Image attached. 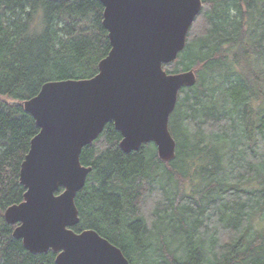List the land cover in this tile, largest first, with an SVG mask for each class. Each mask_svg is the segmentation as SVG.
Listing matches in <instances>:
<instances>
[{
    "label": "trees",
    "instance_id": "1",
    "mask_svg": "<svg viewBox=\"0 0 264 264\" xmlns=\"http://www.w3.org/2000/svg\"><path fill=\"white\" fill-rule=\"evenodd\" d=\"M102 19L98 0H0V264H55L12 239L3 218L23 200L20 165L38 133L22 102L46 82L97 74L110 50ZM191 69L196 83L169 120L173 161L152 143L123 153L112 124L83 148L92 171L73 231L94 230L130 264H264V0H202L184 49L163 65Z\"/></svg>",
    "mask_w": 264,
    "mask_h": 264
},
{
    "label": "water",
    "instance_id": "2",
    "mask_svg": "<svg viewBox=\"0 0 264 264\" xmlns=\"http://www.w3.org/2000/svg\"><path fill=\"white\" fill-rule=\"evenodd\" d=\"M98 1L110 50L95 76L46 82L22 102L38 133L20 165L23 200L3 214L12 239L33 255L52 253L55 264H130L94 230L73 231L75 197L92 171L81 165V152L112 124L123 153L152 143L158 160L170 163L176 157L170 116L179 91L197 80L196 69L168 74L163 65L184 49L202 0Z\"/></svg>",
    "mask_w": 264,
    "mask_h": 264
}]
</instances>
